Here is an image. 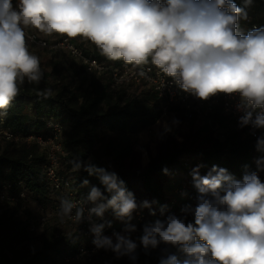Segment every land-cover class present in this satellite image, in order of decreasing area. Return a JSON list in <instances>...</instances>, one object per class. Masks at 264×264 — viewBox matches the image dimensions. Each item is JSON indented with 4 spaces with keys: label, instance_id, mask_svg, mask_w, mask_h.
Returning a JSON list of instances; mask_svg holds the SVG:
<instances>
[{
    "label": "clouds",
    "instance_id": "1",
    "mask_svg": "<svg viewBox=\"0 0 264 264\" xmlns=\"http://www.w3.org/2000/svg\"><path fill=\"white\" fill-rule=\"evenodd\" d=\"M242 14L235 0H18L16 7L13 0H0V116L18 95V81L41 79L40 60L26 44L24 29L31 26L46 35L87 39L110 60L139 66L150 58L200 99L238 93L242 107L249 109L239 117L240 127L264 129V26L239 34ZM257 148L264 151V137ZM256 163L257 172L244 175L242 182L217 165L201 175L203 165H197L192 178L200 195L190 209L194 221L175 216L158 220L145 228L142 245L163 242L186 254L183 261L173 254L160 264H264V181L258 175L264 171V156ZM101 181L114 192L108 205L117 216H129L136 207L131 194L114 176L103 174ZM100 196L94 187L89 199ZM74 206L63 201L62 212L68 214ZM91 211L101 216L104 207ZM81 216L78 209L76 219ZM102 227L93 228L97 236ZM94 243L116 252L136 248L122 236L115 245L106 237Z\"/></svg>",
    "mask_w": 264,
    "mask_h": 264
},
{
    "label": "trees",
    "instance_id": "2",
    "mask_svg": "<svg viewBox=\"0 0 264 264\" xmlns=\"http://www.w3.org/2000/svg\"><path fill=\"white\" fill-rule=\"evenodd\" d=\"M235 2L243 12L250 7L257 27L264 26V0ZM237 31L244 35L241 26H237ZM63 38L84 47L67 36ZM83 49L85 56L99 61L124 62L108 59L96 46L87 45ZM40 69L42 75L38 82H30L27 77L23 82L18 81L19 93L7 114L0 116V129L26 136L45 134L47 120L66 125L59 172L71 179L72 188L78 193L97 188L101 196L95 200V207L103 206L104 213L116 212L108 205L114 192H109L102 183L103 174L114 176L125 194H131L136 207L144 200L143 212L155 217L165 208L167 193L176 181L185 182L190 200L200 195L193 178L182 170V161L187 158L226 168L233 180L241 182L243 176L254 169L255 144L243 134V127L220 111H215L212 118L220 125L223 140L218 139L208 125L200 124L195 118L186 119L177 110L178 127L169 134L157 136L153 151L146 148L148 160L142 165V153L133 147L132 140L138 131L161 120L162 101L152 91L138 85L116 86L106 75H91L85 87L70 88L56 78V70L46 71L41 66ZM183 124L184 130L181 129ZM44 162L43 152L34 143L0 140V192L15 194L24 190L49 208L58 200V195L45 180ZM64 167L78 171L71 177ZM21 206L11 212L0 210V264H61L60 255L75 252L85 245L82 234L69 229L62 241L52 238L32 250L21 249L30 239L29 217H17ZM183 220L193 222L194 216ZM45 231L46 228L42 234ZM173 254L181 261L186 258L175 246L169 253ZM144 258L147 264H160L163 260L153 253Z\"/></svg>",
    "mask_w": 264,
    "mask_h": 264
},
{
    "label": "built area",
    "instance_id": "3",
    "mask_svg": "<svg viewBox=\"0 0 264 264\" xmlns=\"http://www.w3.org/2000/svg\"><path fill=\"white\" fill-rule=\"evenodd\" d=\"M17 4L18 0H13V6L16 7ZM243 13L246 14V18L242 14L237 26H241L247 32L254 27L258 28L254 22L251 8L246 7ZM24 31L27 47L45 51L63 50L70 57L78 59L85 73L89 75H106L116 86L130 84L150 90L162 101L160 107L161 119L166 118L168 115L174 117L177 110H180L186 119L195 118L200 124L208 125L220 140L224 139V135L219 130L220 125L212 118L213 113L220 111L224 117L239 125V117L244 115L246 110H249L242 107L244 102L238 93H216L207 99H200L190 91H184L177 83L176 78L163 74L151 63L150 58L147 64L139 66L125 64V62L99 61L90 56H85L84 47L78 46L68 38L49 42L38 37L30 26L26 27ZM86 41L87 45L95 46L87 39ZM259 111L260 109L253 111V118L256 112ZM65 130L66 125L52 120L45 122V134L23 136L14 135L7 130L0 129V140L10 141L14 144L34 143L43 152L45 180L50 189L58 195V200L53 202L49 208H45L37 200L32 199L24 190H20L15 194L2 191L0 192V210L11 212L18 205L27 202L33 204L36 215L33 220L29 219L27 225L30 236L43 231L49 217L61 219L70 230H78L85 240V245L79 247L75 252H65L60 255L59 261L61 264H77L78 262L92 264L97 258L107 257L111 253L117 254L118 252L114 251L112 247L107 245L97 247L94 243L95 240H102L106 237L111 239L112 244L115 245L117 236H122L136 244V248L132 251H128L126 247H122L120 250L127 264L144 263V256L148 253H153L157 257L166 260L173 249L172 245L160 242L156 247L149 245L145 248L141 243V237L145 234V228L154 226L158 220L164 222L170 216L179 219L193 216L190 209L196 206L197 198L189 199L185 182L181 179L173 184L167 193L168 201L165 208L155 217H148L143 212V206L146 204L144 200L129 216L119 217L116 213L104 212L103 215L98 216L91 211L96 208L95 201L89 199L91 190L78 193L72 188L71 179L59 172L60 158L64 154L62 140ZM243 134L256 146L252 172H257L256 161L264 156V151L257 148V141L264 137V129H257L249 124L243 127ZM197 165H203L199 169L201 175L207 174L212 168V166L191 157L182 161V170L192 177L193 169ZM258 175L264 181V171L258 172ZM63 201H69L75 205L68 214L62 212ZM78 209L82 210V216L79 220L76 219ZM100 225H103V227L99 236H97L93 228Z\"/></svg>",
    "mask_w": 264,
    "mask_h": 264
},
{
    "label": "rangeland",
    "instance_id": "4",
    "mask_svg": "<svg viewBox=\"0 0 264 264\" xmlns=\"http://www.w3.org/2000/svg\"><path fill=\"white\" fill-rule=\"evenodd\" d=\"M31 30L40 38H43L49 42H55L59 39L65 37L66 35H60L53 33L52 35H46L40 32L38 29L31 27ZM248 33L244 30V35ZM76 41L78 44H82V46L87 47L86 39L81 37L70 38ZM28 51L36 55L40 60V66L46 71H57L56 78L59 79L62 83H67L70 88H75L78 86L85 87L90 79L91 75L85 73L78 59L67 56V54L63 51H45V50H37L32 47H28ZM178 119L176 115L174 117L168 115L166 118H163L152 125L144 127L140 131H138L132 140L133 147L137 150H140L142 153L141 164H146L148 160L146 148L150 147V149H154L155 142L157 136H163L173 132L177 127ZM186 128L185 124L181 125V129L184 130ZM65 168V167H64ZM66 170V168H65ZM68 175L73 177L77 173L76 169H67ZM179 177V176H178ZM177 182V181H176ZM28 214V215H26ZM35 207L33 204L27 202L24 203L19 212L17 213L18 218L27 219V216L30 220L35 218ZM68 228L61 219L56 217H49L48 223L46 225V231L42 234V231L31 235L30 239L21 245V249L24 250H32L38 246L43 245L44 242H47L49 239H58L61 238L68 233ZM62 241V240H61ZM77 264H85L82 262H78ZM92 264H127L125 262V258L121 255L120 252L117 254L111 253L107 257L97 258ZM137 264H147V263H137Z\"/></svg>",
    "mask_w": 264,
    "mask_h": 264
},
{
    "label": "crops",
    "instance_id": "5",
    "mask_svg": "<svg viewBox=\"0 0 264 264\" xmlns=\"http://www.w3.org/2000/svg\"><path fill=\"white\" fill-rule=\"evenodd\" d=\"M58 51H63V50H58ZM63 52H65V51H63ZM66 53V52H65ZM67 54V53H66ZM67 56H69V55H67Z\"/></svg>",
    "mask_w": 264,
    "mask_h": 264
}]
</instances>
